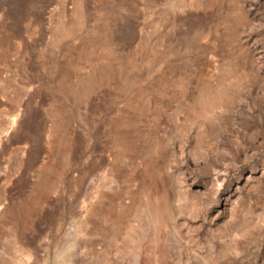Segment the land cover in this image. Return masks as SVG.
Returning a JSON list of instances; mask_svg holds the SVG:
<instances>
[{
    "label": "rangeland",
    "instance_id": "1",
    "mask_svg": "<svg viewBox=\"0 0 264 264\" xmlns=\"http://www.w3.org/2000/svg\"><path fill=\"white\" fill-rule=\"evenodd\" d=\"M0 264H264V0H0Z\"/></svg>",
    "mask_w": 264,
    "mask_h": 264
}]
</instances>
